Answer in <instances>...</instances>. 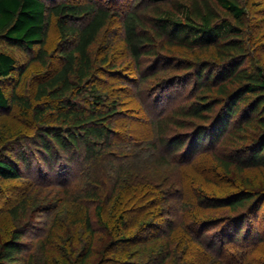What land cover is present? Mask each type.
Instances as JSON below:
<instances>
[{"label": "trees", "instance_id": "obj_1", "mask_svg": "<svg viewBox=\"0 0 264 264\" xmlns=\"http://www.w3.org/2000/svg\"><path fill=\"white\" fill-rule=\"evenodd\" d=\"M136 1L122 17L118 8L99 0H0V45L6 47L0 48V114L16 112L28 124L4 139L0 178L26 182L27 177L22 191L36 185L67 193L66 204L47 206L53 227L69 205L76 209L75 224H83L92 236L95 224L103 227L116 247L144 239L138 251L115 264H169L184 235L198 244L193 257H200L201 264H264L262 193L239 185L225 199L222 187L218 193L204 188L230 179L234 167L240 172L264 169V66L263 56L252 49V41L255 48L263 44L264 29L255 21L254 8L264 0ZM117 23L136 75L131 83L147 80L165 64L185 71L176 76L184 87L193 85L182 97L186 102L168 111L155 107L172 92L169 81L146 89L142 114L152 129L129 142L115 122L123 117L120 103L112 98L115 87H100L103 74L120 77L121 63L111 48L101 56L93 51L101 34ZM54 26L59 40L52 45ZM161 42L193 51V60L161 55ZM15 77L16 84L9 87ZM146 162L175 174L157 182L138 172ZM74 167L81 186L76 194L69 191ZM24 204L9 208L8 214L22 221L29 214ZM130 205L131 215L125 211ZM225 208L230 211L226 217L200 219ZM49 225L43 242L53 229ZM29 226L14 229L0 245V264H33L31 253L25 254ZM150 231L157 234L147 238ZM160 235L168 241L165 254L139 258ZM92 249L84 246L77 264H86Z\"/></svg>", "mask_w": 264, "mask_h": 264}, {"label": "rangeland", "instance_id": "obj_2", "mask_svg": "<svg viewBox=\"0 0 264 264\" xmlns=\"http://www.w3.org/2000/svg\"><path fill=\"white\" fill-rule=\"evenodd\" d=\"M72 1L86 2L88 0H72ZM99 1L102 2L104 6L113 5V7L111 6V8H115V9L118 8L121 12V15H123L122 17H124L123 10H127L130 6H133L135 2L137 3L136 0H99ZM254 14L256 17L255 21L258 20L257 22H259L260 26H262V28L264 29V4L255 7ZM119 26L120 25L118 23L116 25L114 24L113 26L110 27V29H108V31H106L105 33L103 32L93 51L95 55L101 56L111 48V52L113 56H115L114 58H116L118 62L121 63L119 64L121 66L118 70L120 77L113 75L107 76L103 74L101 78L103 79L102 81L104 82L100 84V87L102 88V86H104L105 84H106L105 86L110 85L115 87V91L113 92L112 98L118 100V102L120 103L121 105L120 112H121V116H123L121 118L116 119L115 122L116 125L120 126V129L124 131L126 138L124 139V141L129 142L130 140L133 139L140 140L143 134H145V132L148 133V131H151L150 129H152L151 128L152 124H150L149 118L144 117V115L142 114L144 112L143 109L147 104V101L144 100V96H146L144 92L146 91V89L148 90V88L151 87L153 88L154 86L155 89L157 88V83L160 84L169 81L171 86L170 91L172 90V92H168L167 94H165L163 99L158 101L160 102V105L155 107V108L157 107L163 108L164 106L165 108L164 111L165 110L168 111L171 107L177 106V104L179 103L186 102V100L185 99L183 100L182 97L184 98L186 97V95L192 90L193 85L187 83V85H185L184 87L183 81L181 80L182 77H176V76H179L180 74L183 75V72L185 71L170 68V66L168 68H165V64L161 67V69L157 73H154L153 75L149 76L147 80L140 81V79L139 80L137 79L141 83H136V82L131 83L132 80L136 77V75L135 73H133L134 68H132L131 59L128 57L126 51H124L123 49L122 31L120 30L121 27ZM261 32L264 31L262 30ZM50 34H51L50 43L54 45L55 42L59 40V35L57 33V29L55 26L51 29ZM261 43L263 44L255 48L256 47L255 42L252 41V45H253L252 49L254 52H256L257 57L258 54L263 56V60H261V63L264 66V34L262 35ZM0 48L3 49L6 47L3 44H1ZM13 53L16 54L18 57H20L22 62L23 60L24 62L26 61L27 59L26 56L21 54L20 51L14 50ZM159 53L163 56L169 57L172 60H174L173 58H175V60L183 59V58L193 60L194 58L193 55H195L193 54V51H189L185 48H180L178 46L166 47V45L162 44V42L159 46ZM151 64H153V62H151ZM28 80L29 78L26 80V82ZM16 82H17V77H15L12 81L8 83L10 84L9 87L14 86ZM27 85H25L24 83V86L23 85L22 87L20 86L21 87L20 90L22 92L23 91L25 92L27 89ZM177 93L179 94L178 96ZM172 94H174L173 97H171ZM153 100H148V101L153 102ZM166 103H170L169 104L170 107H168ZM155 108H151L149 110L155 113L156 110ZM24 128H28V124L23 118L21 119L20 115H18L16 112H11V113L6 112L0 114V148H5L4 146L6 145V143L4 142L6 141H4V139L8 134L11 133L13 134L15 132L19 133L20 131L26 130ZM175 134L176 133H174V135ZM4 154L5 152L3 153V155ZM145 164H147V166H143L144 169H141L138 172L143 173L145 176H149V175L152 176L157 182L162 181L166 175L175 174L168 172L167 171L168 167L157 168L153 162H146ZM142 165H144V162ZM76 168L78 167L72 168V170L74 169L76 171L70 175V181L72 180L71 183H73V185L69 190L71 193L75 191V194L79 189L78 186L81 188V186L78 185V179L80 177V174L78 172V169ZM140 168L142 167L140 166ZM202 168L205 169V167ZM234 168H233L234 171H232L230 175V179L229 177L228 178L226 177L227 179L224 177L225 179L223 178L220 179L219 181L217 179V185H214L213 183H210L209 185L206 184V186L204 187L205 190L212 191L215 188L216 193H218V191L225 189L223 190V192L221 191L222 194H224V196L221 195V197H224L226 199L230 196V191L233 190V187L243 185V187L245 186L248 189L253 188L254 190L261 192L262 193L261 195L264 196L263 168H248L243 172H240ZM198 169H201V167H198ZM189 170L191 173L194 174L197 173L193 168H190ZM214 172H216V170L211 169L210 173H214ZM174 178H177V176L175 175L172 178V180ZM231 179L234 182L229 183ZM25 180L26 182H21L19 180L17 181L5 180L0 178V210L2 211V214L0 213V245L5 240L11 238V234L14 229L32 224L31 228L29 226L27 235L24 237V242L27 246L26 249L27 253L25 254L28 255L31 253L32 255L31 260L33 264H77L78 262L81 263L82 254H80V250H82L84 246H89V245L92 246L93 248L92 250L94 253L92 254V256L90 257V259L87 261L86 264H115V262H118L119 260H123L124 258L127 259L128 258L127 255L130 252H132L133 250L138 251L139 247L143 245L144 239L138 242L137 244H132L131 246L116 247L114 245L115 244L114 239L110 237L108 232H106L103 227H100L97 224L94 225V234L92 236L89 232L84 230L83 224L81 223L75 224L76 222L74 221L75 217L73 214H74V210L76 209H73L69 205H68V209H65L64 211L62 210V212L58 214L60 218L59 223L58 224L56 223L54 227L53 224L49 225L50 223L49 215L51 213H49V211L47 210V206H54V205L60 206V204L62 205L67 193L64 194L61 188H56L51 186L40 187L36 185L32 187V189L27 187L25 191H22L20 190L21 185L23 183H27L29 179L25 177L24 181ZM22 202L23 203L25 202L24 205L28 207L26 209H28L27 211L29 214L26 217H23L25 212L27 211H25L26 210L25 208L21 210L19 214L21 215L20 217L23 218L22 221H20L19 219H15L14 217H12L11 214H8L9 212L8 210L12 209L15 205H19V203L22 204ZM175 202H177V200ZM131 208H133L132 205L127 206L125 208V211L129 212V215H131L130 212L132 211ZM107 209L109 211V208ZM128 209L130 211H127ZM91 210H93V208H91ZM263 214H264V208L262 207L259 215H262L263 217L264 216ZM228 215H230V211L227 208L223 210L213 209L211 215H203L200 219L205 222H210L212 220H216L217 218H220V216L226 217ZM195 216L197 215H194L193 217ZM256 224L258 225L259 223ZM47 225H49V227L53 229L52 231H50L49 237L45 239L46 241L43 242L41 238H43V236L45 235V234L43 235V233L45 232L44 228ZM155 234L157 233H155L154 231H150L147 232L146 237L147 238H149L150 236L154 237ZM178 235L181 236L182 232L178 233ZM181 240L183 242V245H181L182 248L177 249L176 253L178 256L174 259H170L168 263L169 264H201L200 257L198 259L193 257V254H195L194 253L195 252L194 250L196 248L195 245L198 246V244L193 242L186 235H184L181 238ZM167 242L168 241L166 237L164 235H160V237L153 239L152 241L148 242L145 245L146 255L140 254L138 257L139 258H143L144 256L152 257L156 255V253L158 252H161L160 256L165 254L166 252L165 245L167 244ZM231 249L234 250V247H232ZM182 250H184V252ZM260 253H262V250Z\"/></svg>", "mask_w": 264, "mask_h": 264}]
</instances>
